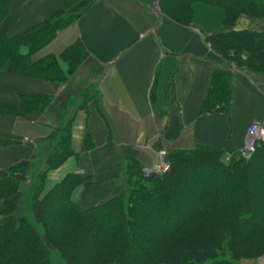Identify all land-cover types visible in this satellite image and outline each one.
Here are the masks:
<instances>
[{"label": "trees", "instance_id": "trees-1", "mask_svg": "<svg viewBox=\"0 0 264 264\" xmlns=\"http://www.w3.org/2000/svg\"><path fill=\"white\" fill-rule=\"evenodd\" d=\"M12 1L0 0V70L68 82L85 58L82 42L59 56L34 60L33 54L74 22L90 1L75 15H65L70 0L39 24L11 35L3 23ZM160 7L181 22H200L206 29L202 10L220 11L226 29L207 39L224 56L234 52L241 61L245 56L251 71L264 73V31L233 29L241 15L264 17V0H160ZM231 79V70L216 69L200 112L228 111ZM52 100L48 94H26L20 106L0 104V111L35 114ZM71 131L68 121L52 133L44 163L30 173L22 174L19 169L26 163H18L0 174V264H55V254L65 264H243L244 258L264 254V141L250 158L231 142L173 149L171 169L150 176L130 156L124 192L83 207L73 197L87 180L80 172L68 173L45 192L48 173L75 154ZM227 152H232L230 158ZM28 180L30 186L24 187ZM21 192L29 201L26 210Z\"/></svg>", "mask_w": 264, "mask_h": 264}, {"label": "crops", "instance_id": "crops-1", "mask_svg": "<svg viewBox=\"0 0 264 264\" xmlns=\"http://www.w3.org/2000/svg\"><path fill=\"white\" fill-rule=\"evenodd\" d=\"M69 1L13 0L3 28L20 34ZM221 23L206 29L200 22H181L162 11L160 0H90L33 54L34 60L59 56L82 42L85 58L68 82L0 70V104L20 106L32 93L53 97L35 114L0 111V174L18 163H27L21 172L30 173L35 160L46 158L52 133L68 121L75 154L48 173L45 192L68 173L80 172L87 180L73 197L83 207L124 192V161L130 156L147 166L161 149L231 142L240 151L248 125L264 121V74L227 61L233 90L228 111L200 112L216 69L226 66L207 39L226 29ZM233 29L264 31V17L241 15Z\"/></svg>", "mask_w": 264, "mask_h": 264}, {"label": "rangeland", "instance_id": "rangeland-1", "mask_svg": "<svg viewBox=\"0 0 264 264\" xmlns=\"http://www.w3.org/2000/svg\"><path fill=\"white\" fill-rule=\"evenodd\" d=\"M90 0H73L68 7H70L69 9V12L65 15H75L76 13L79 12V10H81L83 8L84 5H86ZM219 11V10H218ZM201 12V11H200ZM220 12V11H219ZM217 12L214 13L213 11H209V10H202L201 12V18L206 22V24L209 26V27H213L215 25H219L221 20H222V15H220V13ZM8 17V16H7ZM7 17L5 18V20L7 19ZM4 20V21H5ZM214 23H216L215 25H212ZM242 30H249V29H242ZM235 53L234 52H230L228 54H225V56L220 53V55L226 59V63L225 65L227 66H220L219 68L221 69H225V70H231V66L230 63L228 62H231L233 63L234 65H238L240 67H242L243 69H247L249 71L250 68H248V62L245 61L246 57L245 56H242V60H237L235 58ZM228 61V62H227ZM252 72H255L257 74H264L263 72H257L255 70H253ZM264 141V140H263ZM162 150H166L167 151V154L166 155H160L161 151ZM47 152V151H46ZM170 153L171 151L168 150V149H161L158 151V154H157V157L155 158V160L153 161V163L147 165V166H143V173L147 176H150V175H153V174H159V173H165V172H168L170 169H171V166L169 169L165 170L164 167H163V163H166V162H170L171 163V159L169 158L170 156ZM46 154V153H45ZM232 155V152H227L226 153V158L228 156H231ZM46 159V158H45ZM45 159L43 160L42 156L40 158H38L37 160H35L33 162V165H37L39 162L40 163H44ZM128 158L124 161V166L126 167L127 163H128ZM27 164V163H26ZM24 164V165H26ZM172 164V163H171ZM24 165H22V167L19 169V171L21 172V170L23 169ZM158 165H160V168L162 171H156V167H158ZM10 169H8L7 172H9ZM22 174H24L23 172H21ZM31 184V181L28 180V181H25L23 183L24 187H29ZM20 202H21V206L26 210L28 205H29V201L27 199L24 198V194L23 192L20 193ZM264 257V254H262L261 256L259 257H256V258H244L242 259V263L243 264H264L262 262L259 263V260H261L260 258ZM53 261L55 264H65V262L58 256V254H55L54 255V258H53Z\"/></svg>", "mask_w": 264, "mask_h": 264}, {"label": "built area", "instance_id": "built-area-1", "mask_svg": "<svg viewBox=\"0 0 264 264\" xmlns=\"http://www.w3.org/2000/svg\"><path fill=\"white\" fill-rule=\"evenodd\" d=\"M264 140V121L256 119L252 121L247 128V135L245 140L244 147L239 151V154L250 158L252 154L256 151L258 144ZM167 151L162 150L160 155H166ZM231 156H228L227 158H230ZM171 166L170 162L163 163V167L165 170L169 169ZM160 168V165L156 167V171H162Z\"/></svg>", "mask_w": 264, "mask_h": 264}]
</instances>
